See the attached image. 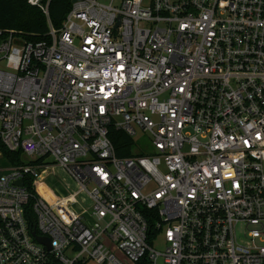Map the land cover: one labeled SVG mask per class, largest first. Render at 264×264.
Segmentation results:
<instances>
[{"label": "built area", "instance_id": "obj_1", "mask_svg": "<svg viewBox=\"0 0 264 264\" xmlns=\"http://www.w3.org/2000/svg\"><path fill=\"white\" fill-rule=\"evenodd\" d=\"M26 1L48 32L0 30V264H264V0H74L59 28ZM55 165L77 188L48 201Z\"/></svg>", "mask_w": 264, "mask_h": 264}, {"label": "trees", "instance_id": "obj_2", "mask_svg": "<svg viewBox=\"0 0 264 264\" xmlns=\"http://www.w3.org/2000/svg\"><path fill=\"white\" fill-rule=\"evenodd\" d=\"M71 7V0H50L49 18L55 28H59ZM0 30H16L26 40L39 41L46 38L48 23L45 14L26 0H0ZM108 134L113 143L114 150L119 157L133 155L134 141L123 130L116 129L112 124L108 126ZM0 151L8 164L22 162L20 151H9L0 143ZM151 213L150 211H146ZM145 213V212H144ZM146 213V214H147ZM33 222L31 221L30 224ZM85 261H75L73 264H87ZM52 264H61L52 259Z\"/></svg>", "mask_w": 264, "mask_h": 264}, {"label": "rangeland", "instance_id": "obj_3", "mask_svg": "<svg viewBox=\"0 0 264 264\" xmlns=\"http://www.w3.org/2000/svg\"><path fill=\"white\" fill-rule=\"evenodd\" d=\"M100 1L104 3L110 2V0H100ZM140 144H142L147 150L150 148V143L145 137L142 138V141L140 142ZM45 161L51 164L52 162H54V159L53 157H48ZM7 164L8 163L4 158H0V168H3ZM41 182L44 183L41 189L45 194L46 200L48 201H51L54 195L56 196L67 195L68 193L74 192L77 188L76 184L70 179V177H68V175H66V173L60 168H58L56 165L53 166L52 173H50V175H48ZM41 182H38V183H41ZM78 201L80 203H84L85 201L84 195L82 194L79 195ZM74 209L78 211L79 205L76 204L74 206ZM164 246H165V243L161 239H158L152 243V247L157 251H163ZM115 253L120 259H124V256L120 251L116 250ZM66 255L72 258L74 256V253L72 251H66ZM87 264H95V263L92 261H89Z\"/></svg>", "mask_w": 264, "mask_h": 264}, {"label": "water", "instance_id": "obj_4", "mask_svg": "<svg viewBox=\"0 0 264 264\" xmlns=\"http://www.w3.org/2000/svg\"><path fill=\"white\" fill-rule=\"evenodd\" d=\"M71 1L73 2L74 0H71ZM17 184L21 185L22 184V181L21 180L17 181ZM33 235H35V233H33ZM35 237L37 238L38 241L46 244V246L49 247V243H48V239L47 238H45V237H39V236H35Z\"/></svg>", "mask_w": 264, "mask_h": 264}]
</instances>
